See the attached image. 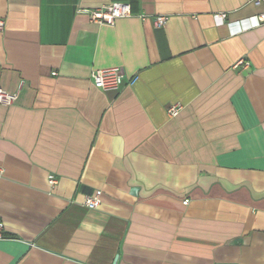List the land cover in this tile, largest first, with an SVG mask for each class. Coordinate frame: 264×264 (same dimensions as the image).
I'll use <instances>...</instances> for the list:
<instances>
[{
	"label": "crops",
	"instance_id": "obj_1",
	"mask_svg": "<svg viewBox=\"0 0 264 264\" xmlns=\"http://www.w3.org/2000/svg\"><path fill=\"white\" fill-rule=\"evenodd\" d=\"M113 1L132 16L90 19ZM261 14L254 0H0V88L17 94L0 104V264H264ZM112 67L121 87L94 85Z\"/></svg>",
	"mask_w": 264,
	"mask_h": 264
},
{
	"label": "built area",
	"instance_id": "obj_2",
	"mask_svg": "<svg viewBox=\"0 0 264 264\" xmlns=\"http://www.w3.org/2000/svg\"><path fill=\"white\" fill-rule=\"evenodd\" d=\"M254 3L256 4H264V0H254ZM90 13V19L94 22L100 23V24H115L117 19L130 17L132 16V8L129 3L121 2V1H113L109 4L103 5L99 8L92 9L89 11ZM219 16L225 17V14H220ZM264 20V14H261L257 18L256 24L260 23ZM167 21V17L165 16H158L155 20V25L160 26L165 24ZM255 24V23H254ZM254 24L250 25H240L239 30H244L247 27H251ZM4 22L0 20V30L3 28ZM242 65L243 67H248L249 62L241 59L237 66ZM53 74H56V72H53ZM91 79L94 85H96L98 88L104 90V91H112V90H118L122 83H123V74L121 72V69L119 67H112V68H105V69H96L91 74ZM17 99L16 93H10L5 91L4 89L0 88V104L4 106H10L15 103ZM168 113L171 116H176L179 113V107L177 106H171L168 109ZM49 183L51 185H54L56 183V178L54 175L49 176ZM100 199L98 196L94 197H87L84 201V204L90 208H95L99 205ZM4 231V223L3 221H0V238L5 237Z\"/></svg>",
	"mask_w": 264,
	"mask_h": 264
}]
</instances>
